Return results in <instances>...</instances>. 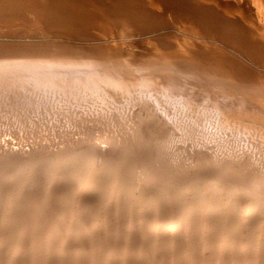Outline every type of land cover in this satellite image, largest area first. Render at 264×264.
I'll return each instance as SVG.
<instances>
[{
    "label": "rangeland",
    "instance_id": "rangeland-1",
    "mask_svg": "<svg viewBox=\"0 0 264 264\" xmlns=\"http://www.w3.org/2000/svg\"><path fill=\"white\" fill-rule=\"evenodd\" d=\"M153 89L155 88H150V91L131 89L129 93L123 94L110 88L95 87L67 86L64 89L58 87L39 89L20 84L14 87H0V264H69L68 251H66L68 244L66 245L67 241L63 239V227H60L66 226L69 218H75L76 221L79 217L80 221L76 222L84 224V221H90L89 224L85 222L90 230L84 236H79L89 243L86 245L87 255L84 254L85 261L83 260L82 264H240L233 261L242 260V257L246 258L245 264H264V231L261 230L264 227V220L262 221L264 182L258 181L257 173L251 168L245 170L249 175L244 172L245 174L239 176V179L234 174L233 177L234 171H230L228 164L227 169L219 168V170L218 167L205 164V162H213L214 158L230 159L234 157L237 149H240L238 151L243 152L244 155L253 154L252 157L256 160L259 155L264 157V137L260 139V135L264 136V126L246 129L247 127L242 128L239 125L236 127L237 130H233L230 134L220 129V122L223 121L221 114L209 108L211 105L206 104L207 102L200 97L194 98V101L184 102L169 90ZM170 95L177 99H172ZM198 99L201 101L199 102ZM191 102L193 104L189 108ZM203 103L206 104L205 107ZM174 125L179 126V129ZM255 128L256 132H253ZM241 129L243 132L240 133ZM225 134L227 136L224 137ZM100 137L110 142H104L108 143L106 151H96L95 148L87 146L83 149V153L76 155L75 160L70 159L66 151L69 141L84 138L85 144H88L90 140ZM219 137H222V140ZM226 137H233L234 141ZM259 141L261 145L258 144ZM235 143L239 146L238 144L234 146ZM257 148L259 155L255 151ZM262 149L263 153H261ZM83 167L90 169L88 176H91L90 178L95 182V186L92 185L91 188L94 194L84 201L74 199L71 195L76 180L77 182L81 180L78 173ZM72 170L78 177L71 173ZM71 176L72 180L74 176L76 179L72 181ZM154 177L157 180L153 181ZM153 183H157L158 186ZM47 184L51 187L49 188ZM163 184L164 186H161ZM185 188L189 191H186L187 189L181 191ZM22 192L26 195L23 196ZM175 197L179 199L177 202ZM198 197L203 198L200 200ZM255 200H262L263 204L259 206V202ZM141 201L144 202L140 203ZM146 201L149 204L153 201V204L146 205ZM191 201L195 204L203 201L197 204L201 208L195 207ZM251 202H253L252 206ZM151 205H154L153 208H150ZM167 206L170 207L169 210ZM255 207L258 216H252L250 212L249 217H246L249 210L252 211ZM162 210L169 213L177 211L178 214L189 210L191 218L189 217L186 226L183 225L178 230L176 238L164 243L166 247L158 248L155 236L153 239V235L145 230L147 222L143 218L149 213H158ZM179 210L182 212L179 213ZM208 211L209 215L206 214ZM238 211L243 216L236 214ZM258 211L263 215L261 216ZM74 212L77 214L75 215ZM79 212L81 215L78 214ZM218 213L220 216L222 213L224 215L219 218ZM115 214L118 216L120 214V217L124 214L123 217H128V225L117 227L114 224ZM199 214L201 216H198ZM205 214L206 218L202 216ZM66 216L70 217L66 218ZM227 217L229 219L234 217V220H229ZM239 218L244 219L246 223L240 231V234L242 235L243 232L246 237L245 239L242 235L244 243L238 238L240 234L236 238L235 234L239 233L238 231L237 233L232 231L234 236L230 234L229 226ZM260 221L263 225H259ZM61 222H64V225H59ZM144 222L145 224H142ZM259 228L261 235L260 231H256ZM219 229L222 230L221 233ZM18 231L22 234L19 235ZM16 232L20 237L15 234ZM223 233L232 238L226 249L221 251L217 249L216 243ZM175 239L177 241H174ZM15 244L17 247L14 246ZM19 244L21 247L18 246ZM116 244L118 245L114 248ZM12 247H16L20 252L18 259L14 261L10 260V253L16 250ZM212 247L217 251L212 250ZM146 249L148 253L145 252ZM234 256L235 258L237 256V259L231 258ZM106 259L110 261L107 262ZM250 259L256 260L252 263Z\"/></svg>",
    "mask_w": 264,
    "mask_h": 264
},
{
    "label": "bare ground",
    "instance_id": "bare-ground-1",
    "mask_svg": "<svg viewBox=\"0 0 264 264\" xmlns=\"http://www.w3.org/2000/svg\"><path fill=\"white\" fill-rule=\"evenodd\" d=\"M17 84L30 87L34 86L39 89L57 87L64 89L67 86H72L73 88H110L123 94L129 93L131 89H138L140 91L142 89H144V91L149 89L148 91H150V88H157L160 89V91L169 90L174 93V96L177 95L176 97L184 102L194 101L193 99L197 97L207 102L206 104L211 105L209 108L221 114L220 117L223 121L220 122V129L228 131L230 134L233 130H237L236 127L239 125H241L242 128L247 127L246 129L254 126H264V0H0V87H14ZM143 93L144 92H142V94ZM123 96L124 95H122V98ZM174 96H171L172 99ZM170 101L171 100H169V102ZM191 104L193 103L191 102L189 104V108H191ZM148 111L149 109L147 112ZM148 114L149 113H147V115ZM174 127L179 129L177 125H174ZM256 128L255 131H253L254 129L251 130L256 132ZM239 132H243L242 129ZM226 134L224 137L229 133ZM245 134L247 135L249 133ZM131 135L133 136L132 133ZM233 137L226 138H231V140L234 141V139H232ZM261 137L264 136L260 135V139ZM221 138L220 140H222ZM84 141V138H79L68 142L66 151L71 160H75L77 157L76 155L83 153V149H86L87 146L95 148L96 151L104 152L107 148L106 145L110 143L106 138L102 139L101 137L90 140L88 144H85ZM260 143L259 141L258 144ZM237 144L235 143L234 146ZM252 145L254 146L255 144ZM237 146H239V144ZM249 147L250 145L248 148ZM258 148L255 150L256 153H258ZM76 149L79 150L76 151ZM238 150L240 149H237L234 157L230 159L219 157L214 158L213 162H205V164L207 163L210 164V166L213 165L218 167V170L219 168L227 169L228 165H230L231 169H229L230 171H234L232 175L234 174L235 177H242L243 174L246 173L245 170L251 168L257 173L258 181L261 180V182H264V157L258 153L257 155L260 157L257 156L256 160L252 157L253 154L244 155L243 152L240 153ZM261 153H263V149ZM89 170H87V167H83L81 171H79L80 173H78V176L81 177V180L79 182L76 180L75 187L71 189V195L74 196V199L78 198L84 201L85 198L94 194L91 188L92 185L95 186V182L91 179V176H88V173H90ZM72 171L71 173H74V171ZM225 171L226 170H224V173ZM68 174L70 175V173ZM251 174L252 173H250V175ZM59 175L60 174H58V176ZM74 175L77 176L75 173ZM247 175H249V173ZM75 176L74 178L76 179ZM74 178L72 180L71 176L72 181H74ZM155 179L154 177V180H152L155 181ZM163 180H161V182ZM217 180L219 181V179ZM253 181L252 178V182ZM258 181L257 183L259 185L260 183ZM46 183H48V181ZM46 183H44V185ZM153 184L158 186L157 183ZM73 185L74 184L71 186ZM184 185L181 187L184 188ZM261 185L263 184L261 183ZM161 186H164V184ZM50 187L51 186H49V188ZM187 188L180 190L184 191ZM189 188H191V186ZM167 189L168 188H166V190ZM26 191L28 192V190ZM177 191L179 192V190ZM186 191L189 190L187 189ZM19 194H21L20 191ZM178 194L177 196H179ZM187 194L188 192L184 197H186ZM25 195L23 193V196ZM145 196L144 198H146ZM179 197L181 198V196ZM203 197H201V199ZM198 198L200 199V197ZM176 199L177 202L179 199L178 197ZM165 200L168 203V200ZM185 200H188V198H185ZM153 201L151 202L152 204ZM143 202L141 201L140 203ZM202 202L203 201H199L197 204L199 205V203ZM256 202H259L258 205L264 203H262V200ZM81 203L85 204V202ZM192 203L195 207L201 208V206H198L194 202ZM148 204L147 202L146 205ZM252 204L253 202H251V206ZM151 206L150 208H153L154 205ZM136 207L138 208V206ZM167 209L169 210L170 207L168 208L167 206ZM252 209V211H250L251 209L249 210L247 216L243 213L244 211L242 213L245 214L246 217H249L248 214L250 212V215L256 216L257 208L255 207ZM163 210L158 213H149L146 215V218H143L144 220L146 219L145 221L147 222V229L145 230H148L149 234L153 235V239L156 238L155 240L158 241V248L166 247L164 243H168L176 238L178 230L183 225L186 226V222L191 218L188 212L190 208L188 211H183L184 213H180L181 210H179V213L182 215L178 214L177 211L169 213ZM143 211L145 210L143 209ZM205 211L207 210L205 209ZM209 211L206 212V214L208 213L207 215H209ZM260 211L262 212V209ZM260 211H258V213H260ZM121 212L122 211H120V214H122ZM230 213L231 211L229 214ZM78 214H80V212ZM120 214L119 216L116 214L114 215L116 216L114 224L117 227H124L128 225V217H123L124 214L120 217ZM201 214L198 216H201ZM206 214L202 216L205 217L207 216ZM226 214L230 216L228 213ZM236 214H240L239 211ZM261 214L262 213H260V215ZM241 215L242 214L239 216ZM221 216L219 218H221ZM225 216L223 217L225 218ZM67 217L68 216H66V218ZM78 217L79 216H77V219ZM233 218L231 219L234 220ZM69 219L68 223L65 222L67 223V225L65 224L66 226L60 227H63V239L65 238V241H67L66 245L68 244L66 250L68 251V262L70 261L69 264H82L84 256L87 255V253H85L86 249H88L86 245L89 243H86L87 240L79 236H84L90 229H88L85 224L87 221L86 219H84L86 220L84 224H82V221V223L76 222L80 221V217L79 220L76 221L75 218ZM236 219L232 224L230 222L231 226H229L228 222L226 224H228L231 231H228V233L230 232V234L232 233L234 236L233 232H239L235 234L237 238L240 231L243 229V224L245 223L243 220L245 217L243 220L241 218L238 220ZM246 219L248 220V218ZM249 220H251V218ZM263 220L264 219H262V221ZM219 222L221 221L219 220ZM63 223L61 222L59 225H64ZM142 224H145V222ZM261 224L262 222L259 225ZM91 226L90 224V228ZM92 228L94 229V227ZM223 228L225 229V227ZM220 229L219 232L221 233L222 230L220 231ZM227 230H229V228ZM261 230L263 232L264 227L261 228ZM224 231L225 230H223V232ZM256 231H260V228ZM19 233V235L22 234L21 231ZM15 234L18 235L17 232ZM77 234L78 236L75 237ZM243 234L242 232V235ZM19 235L18 237H20ZM227 235L223 233L222 236L220 235L221 237H218L219 239L217 238V249L221 251L226 249L229 240L232 238ZM242 235L240 234L238 237L241 240ZM60 238L62 237L60 236ZM174 241L177 240L175 239ZM244 242L245 240L243 243ZM16 244L14 246L17 247ZM117 245L118 244L114 245V248H116ZM18 246H20V244ZM16 247H12V249ZM154 249L155 247L153 250ZM215 249L212 247V250L217 251ZM243 249H245V247ZM90 251L92 252V249ZM110 251L113 252L114 250ZM145 252H147V249ZM19 253L20 252H18L16 248V250L10 253V260L14 261ZM64 253L66 254L65 251ZM114 253L116 252L114 251ZM105 254L106 253H104V255ZM105 258H107V256ZM231 258H235V256ZM235 259H237V256ZM245 259L242 257V260L239 261H235L234 259L231 260H234L233 262L245 264ZM110 260H107V262ZM254 260L256 259H250V261H253L252 263H254ZM114 263H116V261Z\"/></svg>",
    "mask_w": 264,
    "mask_h": 264
}]
</instances>
